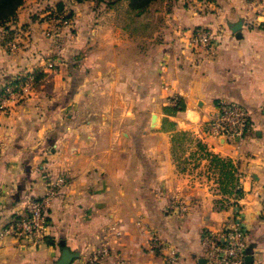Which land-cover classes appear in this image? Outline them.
I'll return each instance as SVG.
<instances>
[{"label":"crops","instance_id":"obj_1","mask_svg":"<svg viewBox=\"0 0 264 264\" xmlns=\"http://www.w3.org/2000/svg\"><path fill=\"white\" fill-rule=\"evenodd\" d=\"M61 2L71 25L48 37ZM204 28L220 37L206 60L189 39ZM50 61L0 111V264H58L65 248L79 254L71 264H92L103 246L98 264H207L203 232L231 219L233 196L198 142L243 174L237 217L250 264H264V0H157L140 14L129 0H25L0 28V91ZM223 101L250 115L240 146L203 130ZM61 177L44 239L3 236Z\"/></svg>","mask_w":264,"mask_h":264},{"label":"built area","instance_id":"obj_2","mask_svg":"<svg viewBox=\"0 0 264 264\" xmlns=\"http://www.w3.org/2000/svg\"><path fill=\"white\" fill-rule=\"evenodd\" d=\"M57 3L50 6L48 17L51 26L46 32L48 37H54L60 27L71 25V20L66 14L58 11ZM192 50L203 60L215 55L219 45V34L213 29H197L190 36ZM15 50V46L14 49ZM55 62H48L41 72L54 70ZM37 70L20 75V83L8 85L0 98V111L7 112V103L12 99H25L36 85ZM216 114L203 125L205 134L209 137L224 139L230 144L240 146L250 131V115L248 111L237 103L220 102ZM238 179L237 189H241L240 182L243 174H236ZM65 185L63 177L51 184L45 196L33 199L29 202L25 214L13 219L3 230V236H12L21 241L40 242L45 237L48 227L47 211L50 201L57 196L59 190ZM240 198L232 197L233 216L218 231L205 230L202 236V250L207 264H246L247 232L237 214L240 210ZM152 246L159 251L163 250V243L157 234H152ZM110 256L109 248L103 246L92 257V264H98ZM170 261H176V255L169 257Z\"/></svg>","mask_w":264,"mask_h":264},{"label":"trees","instance_id":"obj_3","mask_svg":"<svg viewBox=\"0 0 264 264\" xmlns=\"http://www.w3.org/2000/svg\"><path fill=\"white\" fill-rule=\"evenodd\" d=\"M77 3H82L85 1H95L98 3H105L108 4L112 3L113 1L118 0H71ZM131 4V9L137 13L145 12L149 6L157 0H129ZM25 0H0V28H6L7 25L13 21L18 13L20 7L24 4ZM58 11L60 13L66 14V18L72 20V13H66L65 5L63 2L58 3L57 5ZM36 76V84L45 76L44 72L39 70L35 73ZM20 80L15 78L9 84H7L3 89L0 91V98L3 96L5 89L8 85L11 84H18ZM184 105L179 103L173 110L176 112L178 110H183ZM198 147L203 152V154L208 157L212 164L215 165L217 168L220 169L221 179L219 181L220 190L225 195L236 196V198H243L244 192L242 189H237L238 179L236 174L238 172V167L234 164L231 159L222 158L216 154L209 152L206 147L201 143L198 142Z\"/></svg>","mask_w":264,"mask_h":264},{"label":"water","instance_id":"obj_4","mask_svg":"<svg viewBox=\"0 0 264 264\" xmlns=\"http://www.w3.org/2000/svg\"><path fill=\"white\" fill-rule=\"evenodd\" d=\"M243 22L240 21L239 23L233 25L232 30L233 32H239L242 28ZM79 256L77 253H72L69 249L65 248L62 253V257L58 264H71L73 259ZM253 262V257L251 256V251H248V256L246 257V263L250 264Z\"/></svg>","mask_w":264,"mask_h":264},{"label":"rangeland","instance_id":"obj_5","mask_svg":"<svg viewBox=\"0 0 264 264\" xmlns=\"http://www.w3.org/2000/svg\"><path fill=\"white\" fill-rule=\"evenodd\" d=\"M70 1H71V0H70ZM173 1L175 2V1H177V0H173ZM64 10H65V9H64ZM65 11H66V10H65ZM66 13H69V12L66 11ZM50 62H51V61H50Z\"/></svg>","mask_w":264,"mask_h":264}]
</instances>
